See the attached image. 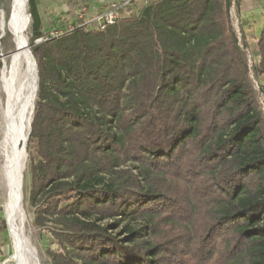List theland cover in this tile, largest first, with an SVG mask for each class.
Segmentation results:
<instances>
[{
    "label": "trees",
    "instance_id": "1",
    "mask_svg": "<svg viewBox=\"0 0 264 264\" xmlns=\"http://www.w3.org/2000/svg\"><path fill=\"white\" fill-rule=\"evenodd\" d=\"M27 1L30 201L49 264H264V115L232 24L241 1L145 0L39 43Z\"/></svg>",
    "mask_w": 264,
    "mask_h": 264
},
{
    "label": "bare ground",
    "instance_id": "2",
    "mask_svg": "<svg viewBox=\"0 0 264 264\" xmlns=\"http://www.w3.org/2000/svg\"><path fill=\"white\" fill-rule=\"evenodd\" d=\"M27 0H12V13L0 17V47L3 40L13 51L0 54V194L7 237L6 262L41 264L30 239V222L24 206L25 143L37 89V72L27 45L29 17Z\"/></svg>",
    "mask_w": 264,
    "mask_h": 264
},
{
    "label": "rangeland",
    "instance_id": "3",
    "mask_svg": "<svg viewBox=\"0 0 264 264\" xmlns=\"http://www.w3.org/2000/svg\"><path fill=\"white\" fill-rule=\"evenodd\" d=\"M112 0H36L38 7V12L42 22V31L44 35L34 41V43H39L45 40L48 37L57 36L63 33L65 30L72 28L77 25L85 24L90 21L96 13L101 12ZM240 8H237L232 5L230 9L232 24L237 35V40L240 46V49L243 53L245 60L247 61L248 66L251 69L252 65L256 63L258 59L257 52V38L260 30L259 19L253 15L246 12L242 7V1L240 0ZM145 3L144 0H134L128 6L121 8L122 16H129L135 14ZM260 11L262 12V0H259ZM12 0H0V17L4 11L6 18L12 13ZM26 12L29 17L28 27L25 31V36L27 37V45L30 46V40L32 36L31 30V17L29 14V6L27 1ZM14 47L11 44H8L3 40L0 47L1 53H9L13 51ZM251 83L257 94L258 102L260 104L261 110L264 115V93L260 90V87H264V80L260 76H254L251 74ZM38 88V80H37ZM0 98L5 102L6 92L0 86ZM37 99V89L35 92V97L33 103ZM33 114V113H32ZM28 139V138H27ZM27 139L25 143L26 150V163L24 170V184H23V196H24V206L28 215L30 222V239L32 245L35 246L37 255L41 261V264L49 263L50 256L48 254V249H55L56 245L52 242V239L49 234L50 224L46 227H40L34 222V206L30 201V181L32 168L31 164L37 162L39 157L35 152L34 143L30 144L27 148ZM31 154V157L29 156ZM32 158V159H31ZM0 208L1 206V194H0ZM4 224H3V222ZM4 225V226H3ZM3 226V227H2ZM2 227V228H1ZM6 226L3 216V211L0 215V264H13L6 262L7 256V245L8 240L5 236Z\"/></svg>",
    "mask_w": 264,
    "mask_h": 264
},
{
    "label": "built area",
    "instance_id": "4",
    "mask_svg": "<svg viewBox=\"0 0 264 264\" xmlns=\"http://www.w3.org/2000/svg\"><path fill=\"white\" fill-rule=\"evenodd\" d=\"M134 0H112L109 4L103 9L101 12L96 13L93 18L83 24V26H87L89 28H93L96 30H104L107 26L114 24L119 18L123 17L121 13V8L128 6ZM145 1V0H144ZM69 28L68 30H72ZM249 74L251 73V69L249 67Z\"/></svg>",
    "mask_w": 264,
    "mask_h": 264
},
{
    "label": "crops",
    "instance_id": "5",
    "mask_svg": "<svg viewBox=\"0 0 264 264\" xmlns=\"http://www.w3.org/2000/svg\"><path fill=\"white\" fill-rule=\"evenodd\" d=\"M242 7L246 12H249V14L253 15L254 17H258V15H260L259 24H260V29H261L262 12L260 11L259 0H243ZM260 78L264 80V74L260 75Z\"/></svg>",
    "mask_w": 264,
    "mask_h": 264
},
{
    "label": "water",
    "instance_id": "6",
    "mask_svg": "<svg viewBox=\"0 0 264 264\" xmlns=\"http://www.w3.org/2000/svg\"><path fill=\"white\" fill-rule=\"evenodd\" d=\"M28 51H29V53H30V55H31L32 59H33V60H34V62H35L36 72H37V76H38L37 63H36L35 57H34V55H33L32 51H31V49H30V46H29V45H28ZM33 109H34V103H33V105H32V111H31V114L33 113ZM31 120H32V117H31ZM30 125H31V121H30V123H29V130H28V133H27V138H28V136H29V133H30ZM46 264H49V263H46Z\"/></svg>",
    "mask_w": 264,
    "mask_h": 264
}]
</instances>
